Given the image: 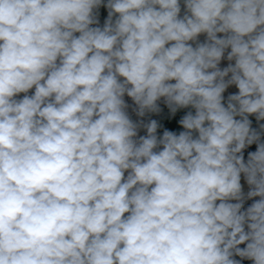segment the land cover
<instances>
[{
    "label": "clouds",
    "instance_id": "clouds-1",
    "mask_svg": "<svg viewBox=\"0 0 264 264\" xmlns=\"http://www.w3.org/2000/svg\"><path fill=\"white\" fill-rule=\"evenodd\" d=\"M0 264H264V0H0Z\"/></svg>",
    "mask_w": 264,
    "mask_h": 264
}]
</instances>
